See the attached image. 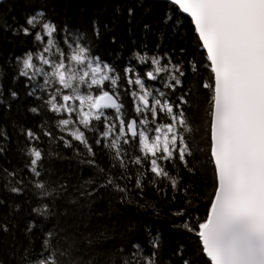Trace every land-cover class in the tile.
<instances>
[{"label":"snow or ice","instance_id":"1","mask_svg":"<svg viewBox=\"0 0 264 264\" xmlns=\"http://www.w3.org/2000/svg\"><path fill=\"white\" fill-rule=\"evenodd\" d=\"M170 3L191 18L195 48L211 71L210 81L199 79V89L207 92L210 105L206 139H198L203 134L200 127L192 135L189 124L195 119L197 101V89L190 83L198 79L202 63L194 55L185 60L189 54L181 48L174 61L170 52H134L138 64L129 61L118 71L97 54L99 39L111 31L99 17L91 20V31L86 34L67 24L58 25L37 11L11 28L28 45L22 55L14 57V80L23 79L27 96L36 101L28 111L56 114L57 127L70 138L54 136L46 124L40 125L39 134L21 129L31 145L28 171L38 195L51 196L38 179L46 155L38 147L41 135L67 148L79 142L87 153L80 163L95 169L102 180L91 181L93 191L111 189L121 203L142 198L149 188L171 201L180 193L183 207L172 215L184 218V229L197 238L199 251L210 264H264V0ZM134 11L130 7L129 15ZM174 26L182 27L178 21ZM0 30L7 26L0 25ZM116 39L112 36L111 43ZM138 65L144 70H138ZM118 81L128 87L119 88ZM3 89L0 82V96ZM121 92L125 98L132 97L130 111L121 101ZM9 95L13 101L18 99L15 90L9 89ZM6 107L10 109L11 104ZM107 110L114 111L109 115ZM0 137L8 139L2 129ZM98 152L101 158L107 156L105 166L98 163ZM209 165L214 192L207 214L200 216L198 205ZM178 169L183 176L179 172L170 175ZM3 171L10 192L23 193L24 177ZM32 211L45 219L59 215L48 203ZM35 228L37 223L29 221L27 232ZM9 231L8 223L0 221V232ZM41 231L39 251L29 246L17 264H196L191 258L194 254L183 244L165 261L159 232L153 236L147 229L150 248L131 238L121 247L112 242L107 228L91 231L71 217ZM127 232L131 236L134 227Z\"/></svg>","mask_w":264,"mask_h":264},{"label":"trees","instance_id":"2","mask_svg":"<svg viewBox=\"0 0 264 264\" xmlns=\"http://www.w3.org/2000/svg\"><path fill=\"white\" fill-rule=\"evenodd\" d=\"M133 8V15L128 9ZM37 11L45 12L58 25L67 24L74 29L83 30L87 34L91 31V20L99 17L103 23L108 24L111 31L104 34L98 41L97 54L109 63L117 66L119 71L129 61L138 62L133 58L134 52L147 51L149 55L165 52L173 54L174 61L179 58V51L184 48L189 54L185 60L194 55L201 61V70L198 79L191 80L190 87L197 89V101L194 104L192 115L194 120L189 124L193 128L192 135H196V128L203 129V134L198 139H206L208 128L207 112L210 105L206 102L207 92L199 89V79L210 81L211 71L207 68L208 62L200 51L195 48L194 25L190 17L177 11L168 0H5L0 3V25H6L7 30H0V82L3 83V95L0 96V129L8 136L7 140L0 137V221L7 222L10 228L8 233L0 232V261L3 264H17L20 255L31 246L39 251L42 244L43 232L57 223H64L69 217L91 231L108 229L112 242L121 247L127 239L141 242L150 248L147 230L152 235L160 234L164 242V259L167 261L180 244H183L196 264H210L206 256L201 255L198 240L183 227V217L172 215L183 207V195L177 193V199L158 197L155 189L145 190L141 198L135 196L132 203H121L119 197L111 189L93 191L95 185L91 183L102 182L97 171L80 163L87 153L84 146L75 142L73 148H67L62 142L49 141L41 135L38 147L46 153L42 161L44 171L38 179L44 182L51 196L41 198L33 184V176L28 171L30 156L26 135L21 129H32L39 134L41 124H46L54 136L65 135L57 127L59 117L54 113L43 115L33 114L29 107L36 106V101L27 96L24 80H14V57L22 55L28 47L21 36L15 35L11 28L17 23H24L26 17ZM168 17H173L169 20ZM178 21L182 27H175ZM147 25V27H145ZM116 36V43H111V37ZM172 50H175L172 52ZM138 70L144 66L138 65ZM187 74V73H186ZM107 83V82H106ZM119 88L128 87L118 81ZM9 89L18 92V99L13 101ZM121 101L125 109L131 110L132 97L125 98L121 92ZM11 108H7V104ZM112 115L114 110H107ZM87 135V134H86ZM89 143L92 138L89 137ZM206 148V145H202ZM96 150V149H94ZM98 151V150H97ZM101 166L107 164V156L100 157ZM203 163V162H202ZM16 171L25 179V191L21 194L9 190L8 181L3 170ZM177 172L184 175L182 169L170 171L176 176ZM206 183L203 185V195L199 201L198 214H207L209 199L214 192L212 168L205 170ZM85 182H89L86 184ZM167 183V182H165ZM64 185V189L60 188ZM163 186V185H162ZM92 191L91 197L87 195ZM83 193V195L81 194ZM140 204L153 207H140ZM41 203H48L57 217L49 216L45 219L32 211ZM29 221H35L37 228L31 233L27 232ZM175 226V227H174ZM129 227H134L130 236ZM83 230V229H82Z\"/></svg>","mask_w":264,"mask_h":264},{"label":"water","instance_id":"3","mask_svg":"<svg viewBox=\"0 0 264 264\" xmlns=\"http://www.w3.org/2000/svg\"><path fill=\"white\" fill-rule=\"evenodd\" d=\"M3 1H5V0H0V3H2ZM168 1H170V0H168ZM185 15H187V14H185ZM188 16V15H187ZM189 17V16H188Z\"/></svg>","mask_w":264,"mask_h":264}]
</instances>
